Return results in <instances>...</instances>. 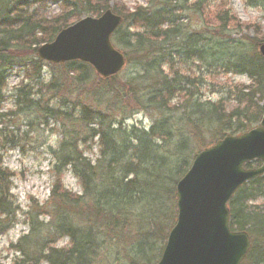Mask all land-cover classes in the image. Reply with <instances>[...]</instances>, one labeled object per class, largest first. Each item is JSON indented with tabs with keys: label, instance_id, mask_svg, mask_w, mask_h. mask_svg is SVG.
<instances>
[{
	"label": "trees",
	"instance_id": "1",
	"mask_svg": "<svg viewBox=\"0 0 264 264\" xmlns=\"http://www.w3.org/2000/svg\"><path fill=\"white\" fill-rule=\"evenodd\" d=\"M244 1L264 12V0ZM49 2L60 10L50 19L42 14ZM143 2L0 0V235L19 211L4 154L23 149L28 134L49 122L59 125L60 137L57 147L47 148L54 176L48 201L35 202L24 215L28 232L10 247L17 254L12 264H156L176 219L175 186L193 155L262 118L263 37H235L240 24L216 0ZM107 10L121 17L111 36L125 59L120 73L101 79L79 61L38 59V47L59 31ZM14 69L22 78L12 107L3 110ZM219 76H244L248 84L219 85ZM138 114L151 120L147 130L125 124ZM87 142L98 150L93 161L81 150ZM65 173L80 195L65 190ZM227 207L230 230L251 239L242 264H264V175L243 184ZM62 239L67 246L57 248Z\"/></svg>",
	"mask_w": 264,
	"mask_h": 264
},
{
	"label": "water",
	"instance_id": "2",
	"mask_svg": "<svg viewBox=\"0 0 264 264\" xmlns=\"http://www.w3.org/2000/svg\"><path fill=\"white\" fill-rule=\"evenodd\" d=\"M121 17L110 10L83 17L37 49L51 65L79 61L101 79L118 74L124 56L111 43ZM264 60V43L258 45ZM258 161L257 168L245 165ZM264 175V114L255 128L226 135L193 155L175 186L176 220L156 264H241L251 248L245 231H231L228 202L245 183Z\"/></svg>",
	"mask_w": 264,
	"mask_h": 264
},
{
	"label": "rangeland",
	"instance_id": "3",
	"mask_svg": "<svg viewBox=\"0 0 264 264\" xmlns=\"http://www.w3.org/2000/svg\"><path fill=\"white\" fill-rule=\"evenodd\" d=\"M121 2L128 7L144 4L143 0H121ZM216 2L222 5L225 4L224 6L231 10L236 22L240 24L243 32L238 33L235 37L243 35L251 39L259 40L264 38V12L261 9L247 7L244 0H216ZM44 9L45 12L42 14L49 19L56 16L60 11L58 6L51 2L47 3ZM190 25L195 28L197 21L193 19ZM44 77H47V74H44ZM21 78L22 73L16 69L9 73L6 88L3 91L5 97L2 103L3 110L12 107L11 94L21 81ZM216 83L219 85L245 86L248 84V79L244 76H219ZM204 93L207 97H211L214 100L217 99V96L214 94H209L207 91ZM125 124L128 127L137 126L147 130L151 124V120L143 117L142 114H138L127 120ZM22 132H19V134L22 135ZM27 137L29 139L25 143L24 148L21 149L23 152L14 149L6 152L3 158V167L13 175L10 180V194L14 198L15 205L19 211L15 215L11 228L0 235V264H12L17 254L10 247L16 244L28 232V227L24 223L26 219L24 215L29 213L30 207L35 202L41 205L48 201L53 183L54 176L52 177V174L49 173L50 156L47 154V148L57 147L60 141L59 125L49 122V127L39 128L36 133L31 132ZM81 150L83 151V155L90 161L95 160L98 155L97 148L89 142L83 144ZM62 184L65 190L75 195L81 194V189L77 181L70 173L63 175ZM39 221L46 223L48 218L40 217ZM65 246H67L66 239L60 240L56 245L57 248H63Z\"/></svg>",
	"mask_w": 264,
	"mask_h": 264
}]
</instances>
